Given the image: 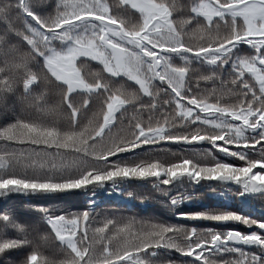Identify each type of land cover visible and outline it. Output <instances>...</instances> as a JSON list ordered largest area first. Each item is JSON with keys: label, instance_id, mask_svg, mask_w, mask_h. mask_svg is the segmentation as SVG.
Masks as SVG:
<instances>
[{"label": "snow or ice", "instance_id": "obj_1", "mask_svg": "<svg viewBox=\"0 0 264 264\" xmlns=\"http://www.w3.org/2000/svg\"><path fill=\"white\" fill-rule=\"evenodd\" d=\"M0 23V197L51 202L28 225L0 214L4 264H264V220L172 194L219 182L264 201V0H0ZM201 142L223 158L183 147ZM147 184L175 220L96 212L100 190L143 202Z\"/></svg>", "mask_w": 264, "mask_h": 264}, {"label": "trees", "instance_id": "obj_2", "mask_svg": "<svg viewBox=\"0 0 264 264\" xmlns=\"http://www.w3.org/2000/svg\"><path fill=\"white\" fill-rule=\"evenodd\" d=\"M8 2H14V0H8ZM53 4L54 11V3L55 0H50ZM110 2H118V0H110ZM181 3H187L188 0H180ZM4 25L0 23V32L3 31ZM247 48V46H244ZM243 54V53H242ZM89 68L93 71L99 70L101 68L96 62H89ZM87 71V70H86ZM10 109L12 105L10 104ZM17 111H19V107L17 106ZM12 118V112L9 110L5 112L3 109H0V126L6 120H10ZM218 144H222V142L218 141ZM171 149L170 152L161 153L160 155L167 158L172 159L171 152H179L181 148L176 145H166ZM184 148L188 149H210L217 157L223 158V154L219 153L217 149H214L209 144L204 143H194L191 145H185ZM231 147V146H228ZM259 147V146H257ZM235 164L239 166L242 164L240 161H236ZM127 190V189H125ZM132 190V189H130ZM138 193L142 195H150L153 198L150 200H146L141 202L140 200L129 201L127 197H119L112 196L109 198L106 194H103V190H100L98 196L93 197V199L97 200L98 207L96 208V212L100 214L101 217L104 215H110L113 213V210L118 206L121 211L117 214L120 215H132L135 214L138 218L140 217H155L157 219H164L166 217H170L172 220H175V217H172V214L163 206L162 203H158V200H164L165 198L160 196L158 193L154 192L151 184H147L145 187L140 189H135ZM239 191V187L235 184H222L219 182H201L199 184H191L189 182H180L178 186L174 188L173 195H184L192 197L191 200H185L179 207L178 211L185 212H193V211H203L205 209H227L229 211L237 212L241 215L251 216L257 220H264V201L259 199H254L251 197H242L236 198L231 195L233 192ZM87 193H79V200L85 201L87 199ZM259 194H252L253 197L258 196ZM67 199V197H63ZM49 198L40 197V196H32V195H24L22 193H10L6 197H0V214L4 211H10L15 215L17 220L23 224H32L39 220L40 214L35 210V208L44 206L47 207L50 204ZM56 204H61L62 202L56 201ZM26 205H31L33 207H26ZM125 207H130L131 212H128ZM75 210V209H74ZM188 225H199V226H214L218 227L221 230H237L250 232L253 229H249L244 225L240 224H227V225H214L212 222H202V221H186ZM46 225L40 231V236L46 235L44 229H46ZM226 228V229H225ZM259 231L258 229H256ZM50 231V230H48ZM9 238H16L17 234L13 231L8 232ZM38 240L39 238L36 237ZM58 241L55 240L54 234L51 235L50 239L45 243L43 252L46 256L49 257H58L60 255L58 250ZM31 247L25 246L21 250H17L11 256L13 260H21L26 258L27 255L31 254ZM206 255H209L206 253ZM174 260H185L191 259L188 257H181L178 253H173L170 257ZM0 264H4V260L0 257Z\"/></svg>", "mask_w": 264, "mask_h": 264}, {"label": "rangeland", "instance_id": "obj_3", "mask_svg": "<svg viewBox=\"0 0 264 264\" xmlns=\"http://www.w3.org/2000/svg\"><path fill=\"white\" fill-rule=\"evenodd\" d=\"M254 171H256V170H254Z\"/></svg>", "mask_w": 264, "mask_h": 264}]
</instances>
